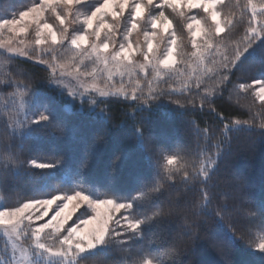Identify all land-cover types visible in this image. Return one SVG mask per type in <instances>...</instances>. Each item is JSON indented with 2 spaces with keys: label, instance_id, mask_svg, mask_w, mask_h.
Wrapping results in <instances>:
<instances>
[{
  "label": "trees",
  "instance_id": "trees-1",
  "mask_svg": "<svg viewBox=\"0 0 264 264\" xmlns=\"http://www.w3.org/2000/svg\"><path fill=\"white\" fill-rule=\"evenodd\" d=\"M262 54L264 46L230 78L232 83L222 93L212 97L215 112L208 110L207 103L203 109L198 105L186 106L184 114L174 105L159 103L147 111L144 121L143 114L123 100L99 104L95 110L68 109L66 99L41 79L46 75L44 69L20 60L16 65L20 71L18 80L33 83L38 93L36 109L47 111L50 119L60 125L54 128L43 122L15 141L20 144L21 158L60 163L47 169L14 170L13 177H0L7 183L5 192H0L4 207L16 206L17 200L23 202L34 195L41 198L69 190L77 183L94 193L109 194L102 198L133 197L144 190L145 184L157 186L155 181L167 189L163 199L171 200L173 217L170 222L146 227V238L135 241L134 251L148 256L150 250L160 264H170L173 257L166 254L170 249L182 253L176 257V264H226V259L232 264H264V253L251 250L246 242L258 232L255 228L249 230V226L261 222L259 209L264 212V137L258 130L243 128L227 133L225 150L218 159L214 147L223 139L225 124L253 119L249 108L235 100L236 95L230 96V91L239 82L264 79L257 71L264 62ZM176 99L184 104V97L175 96ZM101 109L110 119L101 115ZM137 128H143V142L137 137ZM205 128L212 134L211 143L200 134ZM152 140L163 149L164 159L157 161L149 152ZM0 143L2 171L8 160L14 165L15 159L10 151H5L13 139L4 135V130ZM170 155H178V161L171 166L166 162ZM205 156H214L216 160L212 180L216 195L211 204H206L195 179ZM155 202L153 198L152 203ZM216 212H220L223 222ZM230 229L235 231L236 238ZM241 235L246 240L239 239ZM213 243L221 251H215ZM89 255L114 258L98 251Z\"/></svg>",
  "mask_w": 264,
  "mask_h": 264
},
{
  "label": "snow or ice",
  "instance_id": "snow-or-ice-1",
  "mask_svg": "<svg viewBox=\"0 0 264 264\" xmlns=\"http://www.w3.org/2000/svg\"><path fill=\"white\" fill-rule=\"evenodd\" d=\"M221 2L222 0H160V3L157 4L156 0H94V3H92V0H88V2L86 0H31V3L24 10L12 13L11 18L0 16V30L23 34L28 32L31 26H34L35 45L44 46L51 43L52 45L59 44L64 47L68 43L77 50L90 49V53H84L85 56H95L94 63H102L105 68H108L111 64L123 76L124 72L135 64L137 54L143 57L144 63L140 64L139 68L145 73H147L149 66L154 69L172 68L176 62V56L180 55L179 49L182 47L176 32L174 30L170 32V37L162 53L156 42L158 35L169 33L172 27V21L166 15L165 9H171L172 11L179 9L181 15L184 14L183 9L189 11L202 10L207 15L200 18L194 15L191 17V22L187 24L192 47L196 49L192 55L200 54L203 56L206 52L215 51L221 46L224 47V52L220 53L219 61H214L216 64L215 69H208L206 72L208 79L218 78L219 83L213 87L211 97L207 86L200 82L196 84L195 89L189 85H185V89L188 92L196 91L198 95H201V109L207 103L209 105L208 110L215 112V109L211 107L212 97L222 93L227 85L232 83L230 78L237 71H240L251 57L257 54L259 48L264 46V21L259 19V16H264V3L259 5L258 16V6L253 0H247L245 7H251V18L248 21V27L238 43L229 44L228 40H231L232 37L229 36L228 40H224L221 34H226L228 25L233 27L235 25L231 18L223 22L220 19L221 13L217 11L216 6ZM126 12L124 34L121 36V40L124 42L117 43L118 18H124ZM48 13L54 16V20L58 22V25L48 22ZM146 16L150 17L151 30L143 32L146 47H141L139 41L134 43L131 37L133 33L138 34L140 21L145 19ZM69 17H75L78 20L82 17L81 28L79 30L72 29L71 34L68 28ZM109 17L112 23H109ZM236 23L240 24L242 21L237 20ZM216 37L221 38L222 45L220 43H210ZM197 38L204 41L203 48L197 44ZM7 50L18 53L20 56H27V53L21 48L8 46ZM161 55L163 58H160ZM9 59H15V57H9ZM74 59L75 57H73ZM261 59L264 61V54H262ZM34 62L45 65V72L48 74L41 79L46 80L50 86L57 87L62 94L66 93L72 100L79 97L81 108L84 109L87 100L84 93L79 90L70 91L62 85L63 71L60 75H57V67L63 70L69 66L68 64L56 65L54 62L47 63L39 59ZM77 71H79V68H77ZM257 71L264 77V62L259 64ZM95 72L96 68L94 67L93 73ZM209 73L211 75H208ZM85 75L89 74L85 73ZM109 79H111V71H109ZM3 87L23 88L30 101L36 93V87L33 83L13 81L11 76L8 77ZM202 87L204 88L203 93L200 92ZM238 88L245 91H251L255 88V96L264 104V79H253L251 84H239ZM93 92H98L99 98L87 101L89 110L94 109L99 104L119 103L123 97L124 101L130 103L138 112L143 114L142 121H144L147 111L161 100L173 104L181 114L186 111V106L181 104L180 100L172 99L173 96L184 95V89L180 91L161 89L159 92L150 90L147 96H144L143 93L137 95L134 89L130 101L127 100L128 94L123 86L119 88L113 86L112 90L109 91L93 86L92 89L88 90V95L91 96ZM14 95L15 93H13V97ZM101 115L106 120L110 119L109 114L105 113L103 109H101ZM216 115L221 120L224 119L221 113H216ZM40 122H46L54 128L60 127L59 124L50 119L47 111H41L35 113V119H29L26 123H23L21 130ZM243 128L250 131L258 130L261 137H264V123L257 126L254 123V118L248 121L237 120L232 125L225 124L222 132L223 139L214 145L217 149V159L225 150L227 133ZM142 129L137 128L136 133L137 137L143 142L145 135ZM200 134L211 143L212 134L209 129H203ZM15 141L16 133L13 132V143L8 145L5 151H10L13 154L15 164H10L0 171V177H13L11 173L14 170L47 169L60 163L59 160H56L55 164H46L39 162L37 158H21L20 144ZM148 150L157 161L165 158L163 149L153 140L149 142ZM177 161L178 155L166 157L169 166ZM215 163L216 160H213L212 157H206L205 161H201V166L196 173V183L201 186L200 192L206 204H211L212 198L216 195L215 185L212 183ZM165 175H168V173H165ZM187 175L185 173V176ZM153 183L157 186L150 187L145 184L143 185L144 190L139 191L136 196L111 198H102V196L107 197L109 194L94 193L92 189H85L82 184L77 183L69 190H59L55 194L39 196L46 198H36L37 196L34 195L23 202L17 200L16 206L5 207L0 210V225L17 237L22 234L26 240L34 239L36 241L31 250L30 264H38L37 257L40 258L39 264L53 260L56 261V264H160L159 258L151 256L150 250L148 256L143 251H134L135 241L146 238L144 230L146 227L170 222L173 217L171 200L163 199L167 189L162 184L155 181ZM6 187V181L0 179V192H5ZM153 198H155V203H152ZM146 206L148 207L147 211H145ZM224 207L222 205L221 210ZM216 215L219 217L220 222H223L224 218L220 216V212H216ZM258 215L261 222L250 225L249 230L258 229L259 242L246 240L244 235H241L239 239L246 240L250 248H253L254 244V249L264 252V212L259 209ZM45 218H48L46 222L38 223L30 232H23L21 229V225L24 224L25 220L29 222L30 227L32 222H39ZM46 229H52L58 234L56 237L58 244L47 245L40 242ZM230 232L232 237L236 238L235 231L230 229ZM122 237H126V239H121ZM93 250L114 258L109 260L89 255ZM166 254L173 257L170 264H176V257L182 253L170 249ZM8 264H15L14 256L9 258ZM226 264H232V261L226 259Z\"/></svg>",
  "mask_w": 264,
  "mask_h": 264
},
{
  "label": "rangeland",
  "instance_id": "rangeland-1",
  "mask_svg": "<svg viewBox=\"0 0 264 264\" xmlns=\"http://www.w3.org/2000/svg\"><path fill=\"white\" fill-rule=\"evenodd\" d=\"M86 2H88V0H86ZM253 2L258 6L257 11L259 16V5L264 3V0H253ZM30 3L31 0L29 2L28 0H15L14 2L9 3L7 0H0V16L4 18H11L12 13H17L18 11L24 10L25 7ZM92 3H94V0H92ZM156 3H160V0H156ZM245 5H247V0H222V2L216 6L217 11L221 13L220 19L222 22L231 18L233 20V24L235 25V27L228 25L226 28V34H221V37H224V40H228L229 36L232 37L231 40H228L229 44L238 43L240 38L243 36L244 31L248 27V21L251 18V7H245ZM165 12L172 21V27L170 28L169 33L161 34L163 37L162 39L161 35H158L156 42L158 43L160 52L162 53L170 37V32L173 30L176 32L182 47L179 49L180 55L176 56L175 64L170 69H165L163 67L154 69L153 67L149 66L147 73H145L139 68V65L144 63L143 57L137 54L135 56V64L130 66L129 69L124 72L123 76H121L120 72H118L117 69L111 64H109L108 68H105L102 63H94L95 56H85L84 53H90V49L77 50L74 48V46H71L68 43H66L64 47H61L59 44L52 45L51 43L45 44L44 46L35 45L36 36L34 26H31L28 32L23 34L10 33L7 30H0V136L1 131L4 130V135H7L13 139V132H15L16 141H18L30 134L36 125L43 123L40 122L39 124H34L29 128L21 130L23 123H26L29 119H35V113L42 111L37 110L35 107L38 93L36 91L32 101H30L27 98L23 88L16 89L15 87H3V84L7 82L9 76H11L13 81H17L19 79L20 71L17 69L16 65L19 64L20 60L39 66L43 68L44 71L45 65L37 64L34 62L35 60L39 59L47 63L54 62L56 65L61 63L68 64L69 66L63 70L57 67V75H60L61 71H63L64 78L62 80V85L70 91L79 90L80 92L84 93V95L87 97L84 109L89 108V104L87 102L88 100L99 98L98 92H93L91 96L88 95V90L92 89L93 86L101 88L105 91L112 90L113 86L116 88L123 86L124 90L128 94V101L131 100L134 89L136 90L137 95L143 93L144 96H147L150 90L159 92L161 89H176L177 91L184 89V95L181 96L184 97L183 102L185 106H200L201 95H198L196 91L188 92L185 89V85H189L191 88L195 89L196 84L200 82L207 86L208 93L211 97L213 87L218 85L219 80L218 78L208 79L206 72L208 69H215L216 64L214 61H219L220 53L224 52V47L221 46L215 51L206 52L203 56L200 54L193 56L192 53L195 52L196 49L192 47L191 36L187 30V24L191 22L192 16L195 15L197 18H200L207 14L203 13L202 10L189 11L187 9H183V15H181V11L179 9L177 11L165 9ZM47 15L49 16V23L58 25V22H55L54 16L51 13H48ZM126 17L127 12L124 14V18H118L119 28L117 33V43L124 42L121 40V36L124 34V24ZM259 19L264 21V16H259ZM108 20L109 23H112L110 17ZM176 20H178L181 25L177 22L175 23ZM237 20H241L242 23L237 24ZM81 21L82 17L79 20L75 19V17L68 18V28L70 34L72 29L79 30L81 28ZM149 30H151L150 17L146 16L145 19L140 21L138 34L133 33L131 39L134 43L139 41L141 47H146V45H144L143 32ZM57 31L59 32L58 26ZM210 43H220L222 45L223 41H221L220 37H216L213 41H210ZM197 44L203 48L204 41L201 38H197ZM8 46L12 48L23 49V51L27 53V56H20L18 53L9 52L7 50ZM53 49L55 50L53 51ZM9 57H15V59H9ZM29 57H31V59H29ZM73 57H75L74 60ZM160 58H163L162 55ZM153 63H155V61H153ZM94 67L96 68L95 73H93ZM77 68H79V71H77ZM109 71H111V79H109ZM85 73H88L89 75H85ZM45 74L47 75L48 73L45 72ZM208 75H211V73ZM256 79L259 80L261 78L257 77ZM249 80L250 81H247V83L239 82L234 84L230 91V96L236 95L234 99L238 100L241 104H244L246 108H249L248 110L250 115H252L255 120L254 123L259 125L262 122L264 123V104H262L258 97L255 96V88H253L251 91H245L238 88L239 84H251L252 79ZM49 87L54 88L59 95L66 99L68 109L77 107L78 109L82 110L79 103V97H77L76 100H72L67 96L66 93L62 94L57 87L50 85ZM203 91L204 88L202 87L200 92L203 93ZM13 93H15L14 97ZM172 99L175 100V96H173ZM121 100L124 101V98L122 97ZM159 103H164V105L171 104L166 100L158 101L156 104ZM95 108L91 110H95ZM234 121L230 122L229 125H232ZM208 157H212L214 160V156ZM205 159L206 156L202 158V161H205ZM38 160L42 163L54 164L49 160ZM1 162L0 153V163ZM7 163L8 166L10 164L13 165L12 160H8ZM200 166L201 163L198 165V170ZM3 208L5 207L0 196V210H3ZM47 219L48 218H45L39 222L34 221L31 223L30 227L29 222L25 220L24 224L21 225V229L23 232H30L37 226L38 223H44ZM57 235L58 234L54 230L46 229L42 234V239L40 242L47 245L58 244L56 239ZM121 239L126 238L122 237ZM250 240H253L255 243L259 242L257 234L253 235ZM35 243L36 241L34 239L26 240L22 234L17 237L14 234H11L9 231H6L4 226L0 225V264H8L9 258L13 256L15 258V264H30L31 250L35 246ZM217 245L218 244H214L216 249L215 251L219 250ZM250 249L261 253V251L254 249V244L253 248ZM95 252L96 250H93L92 253ZM39 260L40 258L37 257L38 264ZM44 264H56V261H44Z\"/></svg>",
  "mask_w": 264,
  "mask_h": 264
}]
</instances>
